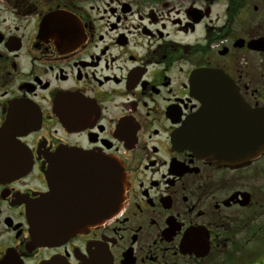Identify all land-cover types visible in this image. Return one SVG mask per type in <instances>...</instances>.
<instances>
[{"label":"flooded vegetation","instance_id":"obj_1","mask_svg":"<svg viewBox=\"0 0 264 264\" xmlns=\"http://www.w3.org/2000/svg\"><path fill=\"white\" fill-rule=\"evenodd\" d=\"M196 73L235 96L196 101ZM238 103L264 109V0H0V264H264V153L239 161ZM94 158L123 167L125 200L68 233L103 192ZM53 189L46 243L28 212Z\"/></svg>","mask_w":264,"mask_h":264},{"label":"water","instance_id":"obj_2","mask_svg":"<svg viewBox=\"0 0 264 264\" xmlns=\"http://www.w3.org/2000/svg\"><path fill=\"white\" fill-rule=\"evenodd\" d=\"M189 89L190 96L200 103L203 102L205 97L235 96V88L228 81L211 85L205 79L203 80L202 73L193 75ZM211 90L216 92L211 93ZM206 104H211L215 109L220 108L217 103L207 102ZM235 107L236 104L232 103V108ZM237 111L239 113L237 115L238 130L232 136V141L236 144L238 159L239 161L257 159L264 153V109L251 111L242 105V103H238ZM202 118V114L198 113L187 120V124L174 134V145L177 149H183L188 141L193 143L202 136L203 132L200 126ZM233 121H236L235 117H233ZM246 122L248 123L247 127L244 125ZM85 169L88 172V177L93 178L90 180L93 183V189L94 186L102 187L103 192H93V197L88 198L84 202V207L81 211L85 212L86 215H75L71 217L72 221L68 223V233H75L85 226L96 225L99 222L111 218L125 200L127 178L123 167L119 163L112 159L94 158L92 160L89 159L85 163ZM49 182L55 188L56 180L54 176L49 178ZM102 194L104 197H100ZM101 199H104V206H100L99 210L97 209V201L101 203ZM55 203L56 194L53 189L49 195L36 201L29 208L28 217L33 223L37 237L41 242H54L58 239L56 238L58 234L56 229L57 216L52 212L44 215L41 211L44 207L46 209H53ZM44 218H46V222L43 221Z\"/></svg>","mask_w":264,"mask_h":264},{"label":"rangeland","instance_id":"obj_3","mask_svg":"<svg viewBox=\"0 0 264 264\" xmlns=\"http://www.w3.org/2000/svg\"><path fill=\"white\" fill-rule=\"evenodd\" d=\"M262 260H261V258L260 257H258L256 260H255V262H261Z\"/></svg>","mask_w":264,"mask_h":264}]
</instances>
